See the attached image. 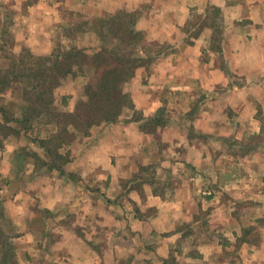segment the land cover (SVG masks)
Here are the masks:
<instances>
[{"label":"clouds","instance_id":"obj_1","mask_svg":"<svg viewBox=\"0 0 264 264\" xmlns=\"http://www.w3.org/2000/svg\"><path fill=\"white\" fill-rule=\"evenodd\" d=\"M124 36L127 102L64 120ZM0 48L5 74L43 62L62 117L0 132V261L264 264V0H0ZM8 80L0 107L23 119L25 87Z\"/></svg>","mask_w":264,"mask_h":264},{"label":"trees","instance_id":"obj_2","mask_svg":"<svg viewBox=\"0 0 264 264\" xmlns=\"http://www.w3.org/2000/svg\"><path fill=\"white\" fill-rule=\"evenodd\" d=\"M109 28L111 29L110 32L113 37L118 35V31H113L112 27ZM101 37L105 42H107L108 37H105L102 33ZM121 40L124 41V37H121ZM120 48L122 47L115 46L113 48V52L111 54H108V49L107 47H105L103 52L93 60L95 61V64L99 69V72L97 75H95L93 82L96 90L92 91L93 85H89L85 90V94L91 96V104L88 106H85L83 104L79 105L77 117L64 116L63 119L72 120L74 123H76L77 127H82L84 123H88L89 121L94 120L100 115L112 118V114L119 111L120 105L127 102L126 98H122L119 96L115 85L120 82V80L126 73H130L128 62L123 59L125 65H113L109 61V59H113L112 57L117 56V53L121 54V58L126 54L124 51L119 50ZM106 54L107 58H105ZM102 66H104V69H102ZM58 67L59 66L57 65V68ZM29 71H33L34 73H32L33 75L31 77L33 79L34 96L31 100L24 99L28 102V107H22L24 118L15 119L14 117H10L8 116L9 108L2 107L1 110H3L4 117H6V120H14L23 123V127L25 128V130H28L30 127H32L34 118L38 119L42 116H46V120L49 122H53L55 120L59 122L62 117L57 111L49 109V105L45 106L43 104H40V101L46 96V93H50V90L43 86V81L47 80L43 62L35 64L33 70ZM16 77L21 78L20 75H17ZM86 108L90 110L81 113L80 110ZM44 113L48 115H43ZM159 122L163 123V121ZM61 136H64L63 131L61 132ZM40 142L42 147H46L44 141ZM49 154L54 156V153L51 152V150H49ZM7 259L8 257L6 255L5 260L0 261V264H7Z\"/></svg>","mask_w":264,"mask_h":264},{"label":"rangeland","instance_id":"obj_3","mask_svg":"<svg viewBox=\"0 0 264 264\" xmlns=\"http://www.w3.org/2000/svg\"><path fill=\"white\" fill-rule=\"evenodd\" d=\"M8 22L11 23V20L9 19ZM99 25H100V28H103L104 27V22L101 21L99 23ZM108 31L110 32L111 29L109 28ZM134 41H135V38H129L128 36H124V41H122L121 38H120L119 43L118 44L116 43L115 46H117V47L121 46L122 48H120L119 50L124 51L125 53H127L129 51V49L131 48L132 44L134 43ZM105 43H106V45H112L114 43V41L111 38L108 37L107 42H105ZM0 50H2V48H0ZM112 58L113 59H109V61L113 65H118V64L119 65H121V64L125 65V62L123 61V58H121L120 56L119 57L115 56V57H112ZM23 65H24V61L23 60H21L20 65H17L14 62L12 64L11 68L9 69L7 74H5L3 72H0V91H2L5 87L10 86V81L8 80V76H11L13 81L18 82L20 85H23L25 87V91L23 93V99L31 100L33 98V96H34L33 79L31 78L34 73H33V71H29V70H33L35 64H33L32 67L28 68L27 70H25L22 67ZM91 65L95 69V72H94V77H95V75L98 74L99 69H98V67L95 64V61H92ZM102 69H104V66H102ZM17 75H20L21 78H17L16 77ZM53 83H55L54 80H53ZM28 88L31 89V93H29L27 91ZM47 89L49 90V88H47ZM48 96H49V92L46 93V96L40 101V104H43L45 106L49 105L51 103V101H50V99L47 98ZM67 102H68V98L66 97V98H64L63 103L66 105ZM11 107H14V105H10L9 106L8 116L13 117V115L11 113ZM1 108L2 107H0V113L3 114V110H1ZM43 115H48V114L44 113ZM42 117H43V120L40 121V122L51 123V122L46 120V116H42ZM3 118H4V120L6 122L14 123V124L18 125L19 127L18 128H7V129H5L3 126H0V132H4L5 134L14 133L19 138L21 130L24 131L25 135L28 132L32 131V127H30L28 130H25V128L23 127V123H21V122H17V121H14V120H6V117H4V115H3ZM64 136H65V133H64ZM33 143H39L41 145V142L39 140H33ZM41 147H42V145H41ZM28 155H33L34 156L35 154L34 153L30 154V153H27V152H24L23 154H18L17 159H18V161L21 162V166H22L23 160H25ZM61 175H63V173H61ZM73 179H75V178H73Z\"/></svg>","mask_w":264,"mask_h":264},{"label":"crops","instance_id":"obj_4","mask_svg":"<svg viewBox=\"0 0 264 264\" xmlns=\"http://www.w3.org/2000/svg\"><path fill=\"white\" fill-rule=\"evenodd\" d=\"M207 199L211 200V199H212V197H211V196H209V197H207ZM110 203H111V202H110ZM147 251H149V252H150V251H152V249H151V248H148V249H147Z\"/></svg>","mask_w":264,"mask_h":264}]
</instances>
